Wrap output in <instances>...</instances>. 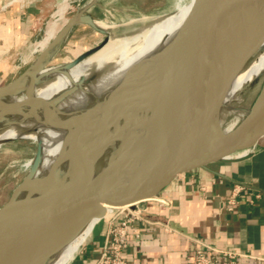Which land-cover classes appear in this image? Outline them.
Listing matches in <instances>:
<instances>
[{
	"label": "water",
	"instance_id": "1",
	"mask_svg": "<svg viewBox=\"0 0 264 264\" xmlns=\"http://www.w3.org/2000/svg\"><path fill=\"white\" fill-rule=\"evenodd\" d=\"M97 1L72 15L36 60L0 88V107L6 106L2 100L8 95L31 84L33 75L45 68L74 26L84 25L106 35L86 13ZM250 11L264 12V0H204L167 48L138 63L100 105L88 111L56 118L53 107L73 89L52 104L26 103L42 106L48 126L68 135L35 203L30 207L19 197L35 184L39 147L29 171L0 207V264H48L90 222L102 221L106 208L153 200L190 173L249 155L264 139V89H257L246 115L225 131L214 119L237 71L223 75L196 95V82L190 80L210 62L212 54L197 58L191 66L186 59L182 63L180 56L192 47V52L200 54L211 39L223 33L221 44L230 43L216 55L231 51L253 57L256 49L243 43L241 33L234 29ZM106 43L105 36L63 69L69 70ZM179 60L181 66L175 71ZM212 93L214 102L199 113ZM15 110L1 109L0 120Z\"/></svg>",
	"mask_w": 264,
	"mask_h": 264
},
{
	"label": "crops",
	"instance_id": "2",
	"mask_svg": "<svg viewBox=\"0 0 264 264\" xmlns=\"http://www.w3.org/2000/svg\"><path fill=\"white\" fill-rule=\"evenodd\" d=\"M8 1L0 0V88L17 78L13 77L41 38L40 26L48 17L53 21L57 10L55 5L50 15L53 7L45 0L36 4L16 1L3 10ZM261 76L264 78V72ZM140 208L145 222L135 223L139 239L130 237L124 250L128 264H192L199 245L246 256L238 264H261L264 139L246 158L190 173ZM106 227L105 218L64 264H96Z\"/></svg>",
	"mask_w": 264,
	"mask_h": 264
},
{
	"label": "bare ground",
	"instance_id": "3",
	"mask_svg": "<svg viewBox=\"0 0 264 264\" xmlns=\"http://www.w3.org/2000/svg\"><path fill=\"white\" fill-rule=\"evenodd\" d=\"M57 1H59V5L53 14L54 19L40 42L41 52L51 43L67 22L64 15L68 8V2L67 0H63V2L61 0ZM203 1L182 0V3L174 7L168 14H160V16L142 21L141 27L136 32L121 38H112L107 32L108 28L96 22V25L105 31L106 35L108 34L107 43L102 48L69 70H64L63 66L44 68L33 75L31 84H26L17 92L8 95L2 100V103L6 106H1L0 110L5 107L16 108V112L0 120V147L6 142L21 139L39 141L41 154L34 174L36 181L32 188L25 191L23 199L30 204V207L43 192L48 170L64 147L68 132L48 126L42 113V106L26 103L41 101L52 104L59 99L62 93L73 89L72 93L63 97L53 107L56 118L62 119L64 116L79 114L100 105L138 63L164 50L174 41L194 17ZM235 28L241 33L242 42L256 49L253 57H246L231 51L216 55L215 53L219 49H227V45L230 43V41H227L225 44H221L223 33L220 34V37L217 36L211 39L200 54L197 55L192 52L193 47L188 52L181 54V62L183 63V59H186L189 65L192 62L194 63L197 58L212 54L210 62L197 70L190 80L191 82H196L194 91L196 95L200 94L209 84L214 83L223 75L234 71H237L238 74L231 83L239 84L244 79L247 71L253 67L255 60L261 55L264 48V12L250 11L245 18L235 24ZM214 45L218 47L214 49V53H210ZM73 60L66 64L71 63ZM180 66L179 60L173 67L176 71ZM259 79L258 82L256 81L255 92L260 87L264 89V78L260 76ZM81 80H83V84L79 85ZM230 101L231 98L229 97L223 98L216 114L222 113L224 109L229 107ZM211 102H214L213 93L209 96L199 113L209 107ZM244 108V110L242 109L243 115L248 112L247 106ZM241 117L239 116L233 120L226 131H230L241 120ZM32 160L26 162L24 165L25 169H30ZM65 168L66 164H63L61 169L64 170ZM106 209L107 216L108 208ZM95 222H90L83 232L54 256L48 264H64L93 231L96 226Z\"/></svg>",
	"mask_w": 264,
	"mask_h": 264
},
{
	"label": "rangeland",
	"instance_id": "4",
	"mask_svg": "<svg viewBox=\"0 0 264 264\" xmlns=\"http://www.w3.org/2000/svg\"><path fill=\"white\" fill-rule=\"evenodd\" d=\"M45 1L53 7L50 15L53 14L55 11L54 6H58L59 1ZM61 1L63 2V0ZM91 1L67 0L68 8L64 15L65 20L67 21ZM181 3L182 0H98L86 13L91 15L97 23L108 28L107 32L112 38H121L136 32L141 27L142 21L151 17L160 16V14H168L174 7ZM51 22L52 19L48 17L46 23L40 26L41 38L31 48V51L34 53L13 78L21 75L40 55V42L43 40L44 33L49 28ZM108 34L100 35L83 25L74 26L59 48L47 59L45 68L65 65L77 55H81L86 50L99 45ZM263 72L264 48L261 55L255 60L253 67L247 71L244 79L239 84L230 83L223 96V98H231L230 106L224 109L222 113L216 114L214 122L225 131L233 120L239 116L243 117L246 115H243L242 112L245 109L244 107L253 100L257 84L256 81L258 82L260 80L259 78ZM38 147L39 141L33 139L9 141L0 147V207L8 200L13 189L22 181L26 172L29 171V169L24 168V165L34 157L36 148ZM24 196L25 191L21 193L19 200H23Z\"/></svg>",
	"mask_w": 264,
	"mask_h": 264
},
{
	"label": "built area",
	"instance_id": "5",
	"mask_svg": "<svg viewBox=\"0 0 264 264\" xmlns=\"http://www.w3.org/2000/svg\"><path fill=\"white\" fill-rule=\"evenodd\" d=\"M36 4L38 0H10L2 8L5 10L13 3ZM143 203V202H142ZM141 203L122 208H108L107 227L100 257L96 264H128L124 259V250L128 247L130 237L139 239L136 222H145ZM246 256L234 251L219 250L206 245H199L194 251L192 264H238ZM223 261V262H222ZM258 261L264 264V259Z\"/></svg>",
	"mask_w": 264,
	"mask_h": 264
}]
</instances>
